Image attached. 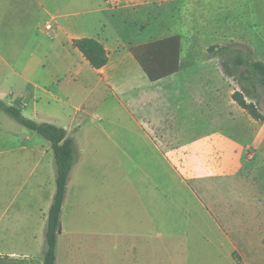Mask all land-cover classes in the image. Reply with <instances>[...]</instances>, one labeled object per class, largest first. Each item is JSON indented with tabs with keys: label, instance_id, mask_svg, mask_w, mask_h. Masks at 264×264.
I'll use <instances>...</instances> for the list:
<instances>
[{
	"label": "rangeland",
	"instance_id": "374dc122",
	"mask_svg": "<svg viewBox=\"0 0 264 264\" xmlns=\"http://www.w3.org/2000/svg\"><path fill=\"white\" fill-rule=\"evenodd\" d=\"M3 3L0 2L1 7ZM227 3L192 1L186 6L190 13L164 16V28L173 27L170 32L177 31L182 37L184 69L197 74V79H179L175 84H194L198 92L196 123L192 122L194 107L188 103L187 92L177 102L183 105L171 110L182 117L178 120L182 122L183 136L176 137L178 143L215 130L230 133L228 121L222 115L224 106L213 100L209 88L213 93L220 90L225 99L232 91L240 92L264 115V75L252 68L254 62L264 65V0ZM17 7L22 8L19 15L11 13L4 26L0 23V51L12 56L21 42L27 46L20 49L30 53L29 43L37 23L32 0H12L8 10ZM258 7L260 13H250ZM16 27L21 29L17 31ZM141 30L146 32V25ZM151 35L148 31L131 37L147 39ZM236 58L243 64H233ZM11 65L16 67L18 63ZM160 97L172 99L158 94L157 99ZM225 99L224 102L229 101ZM180 108L186 109L185 114L178 111ZM104 110L99 111L104 117L102 122L82 128L83 132L75 136L77 156L61 212L63 239L79 245V255L74 258L82 264H129L128 255H119V250L125 249L123 246L135 233L142 232L145 237H156L150 247L154 251L153 264H231L228 242L218 231L237 235L257 229V218L250 223L241 218H245L247 209L254 216L259 213L261 205L253 204L259 197L257 190L248 189L238 178L225 177L207 178L197 186V175L196 180L188 173L179 176L170 165L176 166L177 162L165 154L163 144L155 142L153 148L117 103L110 112ZM4 116L24 134L34 136V140L25 142L31 149L44 152L49 148L42 164L40 155L35 153L23 160L8 158L0 152V254H18L15 261L2 256L0 264H29L31 258L24 256L23 251L33 253L38 244L44 245L40 224L45 221L49 199L55 191V165L47 141ZM172 125L176 127L175 123ZM238 135L243 138L241 132ZM231 220L239 223L228 231L226 224H231ZM167 246L174 248L170 250L175 254L168 253ZM230 257L235 264H264V254L258 251L251 256L233 250Z\"/></svg>",
	"mask_w": 264,
	"mask_h": 264
},
{
	"label": "crops",
	"instance_id": "0c3cea01",
	"mask_svg": "<svg viewBox=\"0 0 264 264\" xmlns=\"http://www.w3.org/2000/svg\"><path fill=\"white\" fill-rule=\"evenodd\" d=\"M32 1L33 16L37 23L33 41L29 43V47H32L30 53L26 54V51L20 49L27 46L23 42L19 44L13 56L0 51V101L18 109L23 116L37 123H49L63 128L67 136L73 139L74 144L75 136L83 132L82 128L104 120L99 111L105 109L110 112L117 103L140 128L143 137L153 144V148L155 142L163 144L165 154L176 160V166L170 165L179 176L188 173L196 180L195 175H197V186L207 178H238L248 189L257 190L259 197H256L257 201H253V204L261 205L259 213L254 216L250 209H247L245 218L241 217L242 221L247 223L257 218V229L243 231L237 235L220 230L218 233L221 232L219 234L228 242L227 257L231 264H235L230 257L233 250L251 256L258 251V254L263 255L264 122L253 120L237 106L232 100L233 91L228 99H225L226 96L220 90H213L215 92L213 93L209 88L211 95H214L213 100L224 106L222 115L228 121L230 133L215 130L189 142H176L179 141L176 137L183 136L182 122L179 123L178 120L182 117L172 113L171 110L183 105L177 102L183 100L181 95L187 92L188 103H192L194 107L192 122L196 123L198 92L194 84L190 83L188 87L185 82L179 87L175 84L179 79L184 81L197 79V74H191L184 69L183 42L180 34L177 31L171 33L173 27L164 28L162 22L167 20L164 16L190 13L186 10L187 3L197 0ZM210 1L213 4L227 5L229 0ZM0 2H4L2 7L0 6V23L4 26L5 18L8 15L10 17L11 13L19 15L22 8L8 10L12 0ZM227 9L225 8V13L228 12ZM260 12V7L250 11V13ZM261 13L264 14V7ZM13 20L19 21V19ZM143 25H146V32L141 30ZM20 29V27L15 28L17 31ZM148 31H151L152 35L147 39L131 37L132 34ZM175 35L180 37L179 71L159 81H149L135 61L131 48ZM82 38H92L103 45L108 54V62L104 67L94 69L72 46L74 40ZM12 63L18 65L13 67ZM158 94L171 96L172 99L170 101L162 97L157 99ZM223 99L229 101L224 102ZM244 99L250 103L247 97ZM109 102L112 104L108 105ZM251 103L259 110L254 102ZM178 111L185 114L186 109L180 108ZM4 114L0 110V143L2 144L0 152L8 158L17 157L23 160L26 155L35 153L40 155L39 162L42 164V159L48 154L49 148L44 152L31 149V146L26 145L25 142L34 140V136L24 134L25 132L8 120ZM90 118L92 120L88 121ZM174 123L176 127L173 128ZM211 123L212 119L209 124ZM240 132L243 134L242 139L238 135ZM173 142L176 144L169 145ZM53 195L49 201H52ZM51 201L48 203V210ZM46 219L47 216L40 224L43 234ZM228 223L226 224L228 231H232L235 229V223L239 222L231 220V224ZM215 224L216 228H219L217 221ZM59 227L61 231L57 234L55 264H82L79 263V258H74L75 254L79 255L78 243L73 245L63 239L65 228L61 215ZM155 238L154 235L145 237L142 232H137L131 237L128 245L123 246L125 249L119 250V255H128L129 264H153L154 251L150 247L153 246ZM145 239H150V242ZM44 249L45 242L43 246L38 244L33 253L30 250H24L23 253L26 257L30 256L29 264L35 262L43 264ZM165 249L168 253L175 250L169 246ZM178 251L177 254L180 252ZM31 253L35 255H30ZM2 256L10 259L9 261H15L18 254L10 252ZM2 256L0 254V260Z\"/></svg>",
	"mask_w": 264,
	"mask_h": 264
},
{
	"label": "trees",
	"instance_id": "16d2710c",
	"mask_svg": "<svg viewBox=\"0 0 264 264\" xmlns=\"http://www.w3.org/2000/svg\"><path fill=\"white\" fill-rule=\"evenodd\" d=\"M72 46L84 56L94 69H101L108 62L106 50L95 39H77L72 42ZM131 53L147 79L151 82L169 77L180 69V37L177 35L132 47ZM233 64L240 66L243 62L240 58H236ZM252 68L264 75V65L261 62H254ZM232 100L253 120L264 122V116L257 107L251 102H246L240 92H234ZM0 110L24 128L37 133L50 145L55 165V192L46 219L43 264H55L57 230L60 225L61 209L66 195L70 172L77 156L75 144L73 139L67 136L66 131L61 127L49 123H37L23 116L18 109L7 106L1 101Z\"/></svg>",
	"mask_w": 264,
	"mask_h": 264
},
{
	"label": "water",
	"instance_id": "95a60500",
	"mask_svg": "<svg viewBox=\"0 0 264 264\" xmlns=\"http://www.w3.org/2000/svg\"><path fill=\"white\" fill-rule=\"evenodd\" d=\"M60 231H61V230H60V227H59V228H58V230H57V234H59V233H60Z\"/></svg>",
	"mask_w": 264,
	"mask_h": 264
},
{
	"label": "built area",
	"instance_id": "2783aa9c",
	"mask_svg": "<svg viewBox=\"0 0 264 264\" xmlns=\"http://www.w3.org/2000/svg\"><path fill=\"white\" fill-rule=\"evenodd\" d=\"M47 29L49 28V26L48 27H46Z\"/></svg>",
	"mask_w": 264,
	"mask_h": 264
}]
</instances>
